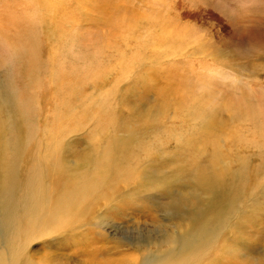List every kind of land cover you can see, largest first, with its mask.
<instances>
[{
  "label": "rangeland",
  "instance_id": "obj_1",
  "mask_svg": "<svg viewBox=\"0 0 264 264\" xmlns=\"http://www.w3.org/2000/svg\"><path fill=\"white\" fill-rule=\"evenodd\" d=\"M62 8L72 14L53 15ZM28 13L31 0H0V14ZM47 13L29 74L37 87L22 54L0 51V184L11 180L0 264H264V119L235 105L243 96L264 104V0H53ZM54 65L88 75L65 95L71 86L59 85ZM24 91L34 96L29 112ZM103 99L112 125L88 112ZM65 109L81 116L54 147ZM211 109L222 130L204 142ZM109 151L106 170L97 162ZM37 171L50 202L81 180L95 191L74 218L34 226L23 195ZM187 196L206 209L201 243L188 206H169Z\"/></svg>",
  "mask_w": 264,
  "mask_h": 264
},
{
  "label": "bare ground",
  "instance_id": "obj_2",
  "mask_svg": "<svg viewBox=\"0 0 264 264\" xmlns=\"http://www.w3.org/2000/svg\"><path fill=\"white\" fill-rule=\"evenodd\" d=\"M53 8V0H31V14L28 15H12V14H0V51L3 54H6L8 57L7 60H14L13 58L16 55H20L21 61L23 62V66L26 70V76L29 80V89H33V87H37L40 83L39 79L35 76L29 77L30 71L35 68L34 64L37 62L38 59L36 54H40L39 49L37 52V48L39 44L38 37H35L38 29V26L45 25L49 23L48 16H50V12H52ZM64 12L65 14L70 13L69 10L64 8L60 10H53V15H57L58 12ZM50 15H48V13ZM63 13V14H64ZM69 16V15H68ZM54 18V17H53ZM51 23V22H50ZM54 23V22H53ZM56 29V28H55ZM61 29V28H60ZM37 40L35 41V39ZM37 48H36V47ZM40 56V55H37ZM40 65V64H39ZM57 66V65H56ZM66 67V66H65ZM50 65L48 66V69ZM65 69L58 65L55 68V65L51 67L52 76L60 82V86L63 88L65 86H71L69 89L68 87L65 89H61L65 95H70L80 87L82 81L81 77H87L88 72L83 74L84 70H77L75 67H66ZM43 69V67H42ZM39 70V69H38ZM35 73V72H34ZM33 74V73H32ZM31 74V75H32ZM30 75V76H31ZM34 78V79H33ZM31 86V87H30ZM20 100L22 102V107L25 108L26 112L32 111L33 109V102L34 96L31 92H23L20 95ZM236 101L237 107L240 106V110H243L249 118H263L264 119V104L261 102H257L256 105L250 104L249 100L243 98H239ZM249 102V103H248ZM198 107H197V105ZM232 104V103H231ZM233 105V104H232ZM191 106H194L196 109L203 111V108L213 106L211 101H195L191 102ZM231 106V105H230ZM234 107V105H233ZM236 108V107H235ZM210 109V108H209ZM87 110V109H86ZM92 113V115L98 114L101 121L107 124H113L112 118L110 114V110L108 104L103 99L99 104H96V107L88 111ZM205 115L207 118L206 125H205V132L201 134V137L204 138V142H207L209 137H205L204 135L211 134L212 128H219L222 130L221 124L215 121L214 115L212 116V109L206 112ZM80 114L77 115L76 113L69 112L65 109V112L60 113L57 118V124L55 125V136L53 137V144L54 147L57 144V138L59 137V133L62 130V125L65 122L71 120L72 122L77 121L80 118ZM97 116V117H98ZM69 121V122H71ZM258 122V121H257ZM221 128V129H220ZM260 129H262V134H264V123L260 124ZM261 135V134H260ZM200 137V138H201ZM52 144V145H53ZM110 143H107L109 145ZM56 156V150L49 152L43 160L54 161V157ZM110 151L107 155H103L97 164L102 163V160H106L104 169H108L110 167ZM57 169V167L55 166ZM103 169V170H104ZM58 170V169H57ZM43 173L41 171H37L32 176L31 180L29 181L30 185L29 188L26 187V191L23 195L24 203L26 202L27 207V218L32 225H39L42 227H55L61 223L67 222L69 219L74 218L79 205L82 204L85 200L84 198L92 195L95 191V185L93 180L89 181H78L77 185L68 189L66 192L62 194V196L54 202H50L47 200L44 194L43 183H42ZM208 180V179H207ZM207 184H202V188L207 189L209 187H213V183L206 181ZM216 183V181H214ZM11 184V180H8L5 186ZM0 184V207L5 205L7 201V195L5 193L6 187ZM198 201L197 199H192L187 196V200H182L181 198L174 199L169 204L171 209L177 211L181 205L184 203L188 206L187 209V217L190 220L191 225L193 226L194 233L192 234L191 238L193 239V243L202 242V238L206 232L205 226H200L199 223L206 217L201 216L203 211L205 210H195V206ZM183 206V205H182ZM187 248V244H184L181 247V250Z\"/></svg>",
  "mask_w": 264,
  "mask_h": 264
}]
</instances>
